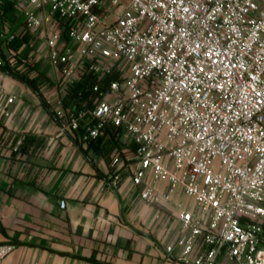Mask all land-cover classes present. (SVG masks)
Masks as SVG:
<instances>
[{
  "label": "built area",
  "instance_id": "built-area-1",
  "mask_svg": "<svg viewBox=\"0 0 264 264\" xmlns=\"http://www.w3.org/2000/svg\"><path fill=\"white\" fill-rule=\"evenodd\" d=\"M16 2L19 31L7 37L46 40L59 133L127 146L111 157L113 189L128 176L142 200L178 190L191 200L165 253L264 264L263 0H0V10ZM14 248L0 244V261Z\"/></svg>",
  "mask_w": 264,
  "mask_h": 264
},
{
  "label": "crops",
  "instance_id": "crops-1",
  "mask_svg": "<svg viewBox=\"0 0 264 264\" xmlns=\"http://www.w3.org/2000/svg\"><path fill=\"white\" fill-rule=\"evenodd\" d=\"M20 9L0 10V60L4 53L15 65L17 54L32 63L40 93L0 70V244L15 245L0 264H179L165 247L178 235V204L191 200L181 190L171 202L142 200L128 176L113 189L111 157L127 146L79 145L59 133L47 104L59 71L46 40L30 34L18 51L7 45ZM19 134L28 139L15 151Z\"/></svg>",
  "mask_w": 264,
  "mask_h": 264
},
{
  "label": "trees",
  "instance_id": "trees-1",
  "mask_svg": "<svg viewBox=\"0 0 264 264\" xmlns=\"http://www.w3.org/2000/svg\"><path fill=\"white\" fill-rule=\"evenodd\" d=\"M32 40V36L29 33L22 34L8 41L7 45L18 51L21 46L29 43ZM16 59V64L12 65L4 53L0 60V70L19 81L27 84L37 93H40L39 84L41 76L40 74H35V66L26 59H22L19 55H14ZM23 66V68H20Z\"/></svg>",
  "mask_w": 264,
  "mask_h": 264
}]
</instances>
